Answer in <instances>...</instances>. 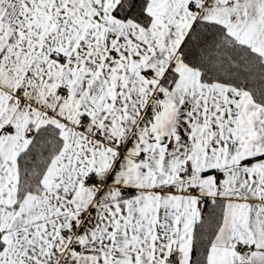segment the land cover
Masks as SVG:
<instances>
[{
	"label": "snow or ice",
	"instance_id": "6c2138e0",
	"mask_svg": "<svg viewBox=\"0 0 264 264\" xmlns=\"http://www.w3.org/2000/svg\"><path fill=\"white\" fill-rule=\"evenodd\" d=\"M0 264H264V0H0Z\"/></svg>",
	"mask_w": 264,
	"mask_h": 264
}]
</instances>
